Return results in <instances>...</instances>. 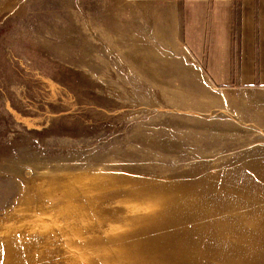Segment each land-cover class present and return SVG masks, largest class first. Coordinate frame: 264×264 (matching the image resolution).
<instances>
[{
  "label": "rangeland",
  "instance_id": "obj_1",
  "mask_svg": "<svg viewBox=\"0 0 264 264\" xmlns=\"http://www.w3.org/2000/svg\"><path fill=\"white\" fill-rule=\"evenodd\" d=\"M164 9L135 0H0V264L93 262L81 225L61 218L81 214L77 194H146L108 203L116 232L130 208L162 198L203 215L204 204L227 194L204 181L224 178L231 204H250L252 213L223 225L241 227L231 239L179 238L191 258L111 235L119 254L96 256L108 264H264V131L224 109L229 92L160 27ZM176 182L191 187L148 191Z\"/></svg>",
  "mask_w": 264,
  "mask_h": 264
},
{
  "label": "crops",
  "instance_id": "obj_2",
  "mask_svg": "<svg viewBox=\"0 0 264 264\" xmlns=\"http://www.w3.org/2000/svg\"><path fill=\"white\" fill-rule=\"evenodd\" d=\"M164 5L159 25L229 92L224 109L264 131V0H135ZM145 15V14H144Z\"/></svg>",
  "mask_w": 264,
  "mask_h": 264
},
{
  "label": "bare ground",
  "instance_id": "obj_3",
  "mask_svg": "<svg viewBox=\"0 0 264 264\" xmlns=\"http://www.w3.org/2000/svg\"><path fill=\"white\" fill-rule=\"evenodd\" d=\"M227 179L228 178H224V180L219 185L215 183V180H212L211 182L204 181V184L205 183L211 184L212 186L210 188L215 189V191H219V192L224 191L225 193L227 192V194L225 195V197H223L222 195L221 197L220 195L215 194L212 196H207L206 199H203V201L206 200L208 202L209 200L217 201L218 198L221 197L222 200L218 204H215L211 207H208L204 204L203 215L201 214L199 216L197 215L189 216L186 214L188 212V207L182 209L177 205L178 203L175 202L173 199L172 200L168 199L167 202L165 198H162L165 200L164 204L161 203L152 204V206H149L150 208L147 206V208L144 209L143 211L141 210L142 208L140 209L141 211L138 209L135 210L133 208H130V212H131L130 219L126 222H123L124 223L123 225L121 223V226L117 227V231L115 232L116 227L114 226L115 227L114 228L112 224L114 222H120V221L115 220L114 217L117 216L116 214H110V217L108 216V212H109L107 208L108 203L112 202L113 200H116L117 202H123L124 205L127 204L130 205L131 202L135 200L144 202L145 197H147V195L140 191L134 192L132 194H128V193L110 194L112 192H116L117 189L114 190L108 189L107 193L104 194H94L88 196L77 194V196L72 201L79 200L80 202H82L83 211L81 210L82 211L81 214L75 213V215L65 216L61 218L64 221L66 220L73 224L79 223L81 225V228H78V234L82 236V240H84L85 243V245H83V248L85 250L84 258H87L88 254H92V255L95 254L94 259L92 260L93 262H86V264H108L107 261H105L104 259H103L104 261H101V259L96 256L97 252H105L108 253L109 255L119 254L118 249L119 248L121 249L122 246H119L120 243L117 241V239H115L114 241L109 240L108 238L111 237V235H118L116 236L117 238H127L125 237V235L128 234L131 235L130 236L131 240L134 239L139 240L138 250H140L139 247H141L143 249L146 248L154 249L155 252L158 251L157 253L160 252L170 253L174 251L182 252V250L184 249L185 251L184 253H188L187 247H184L182 249L183 244L180 243V240L178 241L179 238L182 239L183 237L186 236L191 238V236L196 235L199 238L206 239L205 241L207 242L218 240L219 237H223V239L229 240L232 238V235H234L241 229V227L238 226V227L228 228V227H223V225L227 224L228 222H234L236 224L238 223L240 224V221L242 219H245V217L252 215V213L249 210L250 204L249 205L231 204V201H233V199L229 196L230 191L228 192V186L231 185V183L228 184ZM156 182L152 181L148 183L152 184V186L158 185L155 184ZM164 186L163 185L154 186L153 189L149 188L150 190L148 191L149 192L164 191L171 186L173 188L188 189L189 187H191V184L188 182H176L173 185L164 184ZM231 188L233 189V191H236L240 189V184H236ZM81 190L82 189H79L80 192ZM72 194H74V192ZM67 197L69 198V196ZM170 200L171 202H169ZM259 202L264 203V195L259 197ZM159 206L166 208V211L167 209H169V212L167 213L163 212L161 214H158ZM194 206L196 205L194 204L193 207ZM115 207H116L115 209L121 210L119 208V205ZM115 209L113 210L111 209L110 212H113ZM122 211H125V209L124 210L122 209ZM257 212L260 214V218L264 219V204L261 207V209ZM67 214H72V213H67ZM214 215H220V219H211L212 216ZM208 218L210 219L209 222H208ZM82 223H84V226H82ZM88 223L94 224L93 225L94 227L93 226L89 227L90 225ZM209 225L211 229L209 228ZM195 226H199V227H195ZM73 232L76 235L75 231ZM78 243H80V241ZM146 245H149L150 247H146ZM191 245H196V242L189 244L186 243V246H191ZM133 246L134 245L131 243L128 246L127 250L129 249L134 250ZM188 255H191L192 258L194 254L188 253ZM62 258H63L62 260H64V257ZM65 262H67L66 258H65ZM38 264H42V261H39ZM57 264H60V259L57 260Z\"/></svg>",
  "mask_w": 264,
  "mask_h": 264
}]
</instances>
